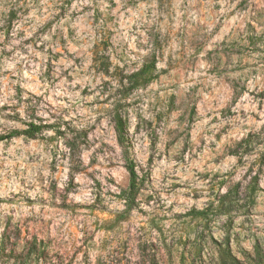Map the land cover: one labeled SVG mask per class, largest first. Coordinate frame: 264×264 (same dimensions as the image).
Masks as SVG:
<instances>
[{"label": "rangeland", "instance_id": "obj_1", "mask_svg": "<svg viewBox=\"0 0 264 264\" xmlns=\"http://www.w3.org/2000/svg\"><path fill=\"white\" fill-rule=\"evenodd\" d=\"M15 133L0 264H264V0H0Z\"/></svg>", "mask_w": 264, "mask_h": 264}, {"label": "trees", "instance_id": "obj_2", "mask_svg": "<svg viewBox=\"0 0 264 264\" xmlns=\"http://www.w3.org/2000/svg\"><path fill=\"white\" fill-rule=\"evenodd\" d=\"M122 129V123L121 120L118 121L117 124V131L120 132V130ZM37 131L36 127H34V125H30V129L28 131H25L26 136H33V134ZM18 134H13V135H8L6 137H0V142L8 139V138H13L16 137ZM128 172L130 175V183H129V197H130V201L133 202L134 201V195L136 193L137 190V173L135 170V166L133 162H130V164L128 165Z\"/></svg>", "mask_w": 264, "mask_h": 264}]
</instances>
